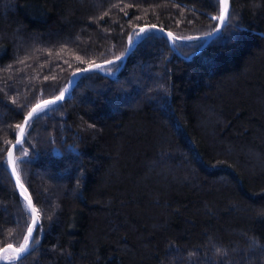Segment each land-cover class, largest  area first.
Here are the masks:
<instances>
[{
    "label": "trees",
    "instance_id": "16d2710c",
    "mask_svg": "<svg viewBox=\"0 0 264 264\" xmlns=\"http://www.w3.org/2000/svg\"><path fill=\"white\" fill-rule=\"evenodd\" d=\"M219 14V0H0V249L34 216L9 168L17 125L103 64L16 145L38 218L2 264H264V0H231L204 46ZM147 25L176 47L151 28L123 59Z\"/></svg>",
    "mask_w": 264,
    "mask_h": 264
},
{
    "label": "water",
    "instance_id": "95a60500",
    "mask_svg": "<svg viewBox=\"0 0 264 264\" xmlns=\"http://www.w3.org/2000/svg\"><path fill=\"white\" fill-rule=\"evenodd\" d=\"M230 9H231V0H229V4H228V15H227L226 20H225L224 22H221V23H220V26H219V28H218L216 31H214L213 33H211L210 35L207 36V40H206L204 46L207 45V44H208V43H209V42H210L215 36H217V35L222 31V29L224 28L225 23H226V21H227V19H228V16H229V13H230ZM151 26H152V25H147V26H144V27H142V28H144V29L147 30V29H151V28H152ZM155 26H156V25H155ZM152 29L159 30V31L163 32L165 35H167V36L169 37L170 41H171L172 46L175 47V44H174V35H173V34H172L171 36L168 35V33H171V32H169L168 30H165V29H163V28H161V27H159V26H156L155 28H152ZM143 34H144V33H140V31H139L138 35L136 36L134 42L132 43V45H131V47H130L128 53H127L126 55L123 56V59H126L127 56L129 55V53H131V52L135 49L136 45L138 44V42H139V40L141 39V37L143 36ZM204 46H203V47H204ZM92 65H93V64H92ZM92 65H90V66H88V67H86V68H83V69L79 70L78 72H76V73L72 76V80H71V82H70V84H69V87H68L67 91H66L65 94H64V98L61 99V100L56 101V103H57V102H60V101H62V100H64L65 98L68 97V95H69V94L72 92V90L74 89V87H75L76 83L78 82L79 78H80L84 73L89 72V71H96V70L101 71V70H102V66H103V64L97 63L96 65H100V66H101V67H98V68H96V67H92ZM86 69H87V70H86ZM47 100H55V98H51V99H47ZM44 101H45V100H44ZM40 103H41V102H40ZM54 104H55V103H54ZM51 105H53V104H51ZM51 105H49V106H51ZM34 107H35V106H34ZM42 110H43V109H42ZM40 111H41V110H40ZM23 125H24V124H23ZM27 126H28V124L24 126V134H25V130H26V127H27ZM24 134H23V136H24ZM23 136L21 135V132H20L17 141H18V140L21 141V140L23 139ZM17 141L11 146V148H10V150H9V153H8V160H9V168H10V171H11V173H12V175H13V177H14V179H15V181H16L18 187H19V189H20L21 192H22V186H23V185H22V183L20 182V180H19V178H18V176H17L16 168H15V159H14L15 148H16V145L18 144ZM13 169H15V171H13ZM22 194H23L24 198L27 200V202L29 201V199L31 200L32 207H34V208L36 209L35 204H34V201H33V199L31 198V196L29 195L28 191H27V194H28V195H27V194H24L23 192H22ZM33 214L38 218V212L33 213ZM33 233H34V226H33ZM33 233H32V236H33ZM31 242H32V241H31ZM31 242H30V246H31ZM7 246H8V245H7ZM7 246H5L3 249H7ZM12 246H13V245H12ZM30 246H29V248H28V250H27L26 252L29 251ZM15 248H17V247L13 246L12 249H8L7 251H4L2 254H0V264H2V261H3V260H2V256H3L6 252H8V251H14ZM26 252L21 253V254L19 255V257H21L22 255H24Z\"/></svg>",
    "mask_w": 264,
    "mask_h": 264
},
{
    "label": "snow or ice",
    "instance_id": "6c2138e0",
    "mask_svg": "<svg viewBox=\"0 0 264 264\" xmlns=\"http://www.w3.org/2000/svg\"><path fill=\"white\" fill-rule=\"evenodd\" d=\"M228 4H229V0H219L220 14L218 16L212 17V19L224 22L226 20V18H227V15H228ZM151 27L155 28L156 26L152 25ZM146 31L147 30L144 29V28L140 29V33H145ZM168 35L171 36L172 33H168ZM116 59L119 60L120 57H116ZM106 63L111 64V63H113V61H106ZM92 67L98 68V67H101V66L93 64ZM63 98H64V93L62 92L58 97L55 98V100H45V101H42L41 103L37 104L35 107H33V109L25 117L24 125H17V127L20 128L21 135L23 136V134H24V126L29 123L30 119H32L34 117V115H36L40 110L47 108L49 105L54 104V103H56V101L61 100ZM17 143H21V141L18 140ZM13 171H15V169H13ZM28 205L31 208L33 213L37 212V209L32 207L30 199L28 201ZM36 223H37V217L34 215L33 219H32V226H29L27 228V234L23 238V243L20 244V246L18 248L14 249V252L16 253V256H14V257L3 256L2 257L3 259H5V260L18 259L19 255L21 253H24V252H26L28 250V248L30 246V242L34 239L33 236H32V233H33V226H35ZM12 247L13 246L11 244H9L7 246V249H0V254H2L4 251H7L8 249H12Z\"/></svg>",
    "mask_w": 264,
    "mask_h": 264
},
{
    "label": "rangeland",
    "instance_id": "374dc122",
    "mask_svg": "<svg viewBox=\"0 0 264 264\" xmlns=\"http://www.w3.org/2000/svg\"><path fill=\"white\" fill-rule=\"evenodd\" d=\"M8 254H11V255L16 256V253H15L14 251H8V252H6V254H4L3 256H7ZM3 256H2V257H3ZM2 260L4 261L5 259L2 258Z\"/></svg>",
    "mask_w": 264,
    "mask_h": 264
},
{
    "label": "bare ground",
    "instance_id": "6f19581e",
    "mask_svg": "<svg viewBox=\"0 0 264 264\" xmlns=\"http://www.w3.org/2000/svg\"><path fill=\"white\" fill-rule=\"evenodd\" d=\"M176 47V46H175ZM22 192L24 193V194H27V190L24 188V186H22ZM28 195V194H27ZM6 254V253H5Z\"/></svg>",
    "mask_w": 264,
    "mask_h": 264
}]
</instances>
